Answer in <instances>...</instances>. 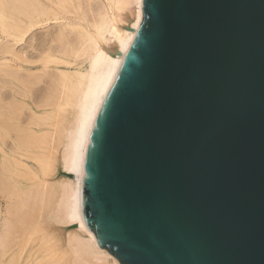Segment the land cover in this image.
<instances>
[{"label":"water","instance_id":"obj_1","mask_svg":"<svg viewBox=\"0 0 264 264\" xmlns=\"http://www.w3.org/2000/svg\"><path fill=\"white\" fill-rule=\"evenodd\" d=\"M96 116L81 213L121 264H264V0H144Z\"/></svg>","mask_w":264,"mask_h":264},{"label":"bare ground","instance_id":"obj_2","mask_svg":"<svg viewBox=\"0 0 264 264\" xmlns=\"http://www.w3.org/2000/svg\"><path fill=\"white\" fill-rule=\"evenodd\" d=\"M143 1L0 0V264H121L83 221L81 181Z\"/></svg>","mask_w":264,"mask_h":264},{"label":"rangeland","instance_id":"obj_3","mask_svg":"<svg viewBox=\"0 0 264 264\" xmlns=\"http://www.w3.org/2000/svg\"><path fill=\"white\" fill-rule=\"evenodd\" d=\"M70 120H71V117H68L66 120H65V126L67 125V127L70 125L69 123H71L70 122Z\"/></svg>","mask_w":264,"mask_h":264}]
</instances>
